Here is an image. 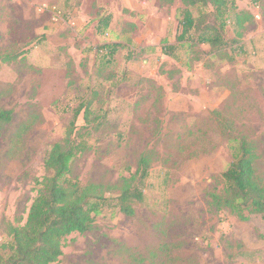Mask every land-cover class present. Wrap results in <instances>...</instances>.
Instances as JSON below:
<instances>
[{"label":"rangeland","instance_id":"obj_1","mask_svg":"<svg viewBox=\"0 0 264 264\" xmlns=\"http://www.w3.org/2000/svg\"><path fill=\"white\" fill-rule=\"evenodd\" d=\"M234 1L216 20L212 7L192 9L203 26L226 21L212 48L197 44L201 32L177 40L181 0H0V110L13 115L0 130V250L81 109L75 137L87 149L73 180L121 186L143 156L150 168L134 216L107 194L94 229L68 236L55 264H264L263 219L209 198L235 139L254 146L264 184V0Z\"/></svg>","mask_w":264,"mask_h":264},{"label":"trees","instance_id":"obj_2","mask_svg":"<svg viewBox=\"0 0 264 264\" xmlns=\"http://www.w3.org/2000/svg\"><path fill=\"white\" fill-rule=\"evenodd\" d=\"M234 0H181L185 9L178 22L177 40L196 41L193 31L201 32L197 44H208L217 48L222 43L221 32L226 21L217 26H203L193 13L194 8L203 15L204 10L213 8V16L223 18L228 4ZM173 3L174 0H168ZM238 16V15H237ZM202 17V16H201ZM200 17V18H201ZM239 24L243 20L239 17ZM110 21L106 20L105 27ZM111 50L110 45L100 51ZM172 46L163 48V54L172 57ZM78 109L64 138L52 145L45 161L47 176L38 181L39 189L29 210L26 223L22 226H10L12 241L0 250V264H55L63 256V242L73 233L85 234L95 227L96 218L109 203L107 194L118 190L117 206L127 216H134V205L144 198L142 182L148 176L150 160L143 156L136 174L124 177L121 186L90 183L82 185L71 178L73 160L87 149L83 141L75 137L76 122L80 115ZM13 119L12 112L0 110V130ZM84 119L88 116L85 113ZM232 146L233 161L222 174V190L209 194L210 205L216 210H229L241 221L247 222L253 216L264 221V184L256 174L257 155L254 146L246 139H235Z\"/></svg>","mask_w":264,"mask_h":264},{"label":"built area","instance_id":"obj_3","mask_svg":"<svg viewBox=\"0 0 264 264\" xmlns=\"http://www.w3.org/2000/svg\"><path fill=\"white\" fill-rule=\"evenodd\" d=\"M252 1H254V3H256V5H257L259 0H252ZM52 12H53L56 16L59 15V14H58L59 11H57V8H54Z\"/></svg>","mask_w":264,"mask_h":264}]
</instances>
